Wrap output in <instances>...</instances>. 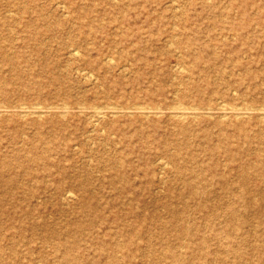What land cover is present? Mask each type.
I'll return each instance as SVG.
<instances>
[{
  "label": "rangeland",
  "instance_id": "obj_1",
  "mask_svg": "<svg viewBox=\"0 0 264 264\" xmlns=\"http://www.w3.org/2000/svg\"><path fill=\"white\" fill-rule=\"evenodd\" d=\"M0 46L1 104L69 106L0 123V264H264L256 115L169 112L264 107V0H0Z\"/></svg>",
  "mask_w": 264,
  "mask_h": 264
},
{
  "label": "bare ground",
  "instance_id": "obj_2",
  "mask_svg": "<svg viewBox=\"0 0 264 264\" xmlns=\"http://www.w3.org/2000/svg\"><path fill=\"white\" fill-rule=\"evenodd\" d=\"M3 43L7 44L6 42H3ZM0 48H2V46H0ZM70 50H71L70 53L72 55H77L78 50L75 47H71ZM6 57L8 58L7 60H9L10 62H13V66L17 67V64L14 62L13 57H11L9 55H7ZM182 70H184V69H182ZM80 105L83 106V104H80ZM80 105H78V106H80ZM82 106H80V107H82ZM131 107L134 108L133 106H131ZM85 110H88V112H90L92 118H94L95 120H99V119L104 118L108 115L116 116V115L122 114V112H124L123 109H120V107L114 106V105L113 106L112 105L111 106L110 105L109 106H102V105L101 106H94L93 105L92 107L90 106V108H88V109H85V107L80 108V111H82V112H84ZM78 111H79V108H78ZM130 111L131 110H129V112ZM132 111H134V110L132 109ZM135 111L138 112L139 114L144 115V116H149L150 114H162V113L167 112V110L165 111L161 107H147V106H143V105H141V107H137L135 109ZM126 112L128 113V111H126ZM169 112H170V115H172L175 119H177V121L179 123H181V126H180L181 131H188V129H190V127L188 125H182L185 122V120L189 117H195L196 118L200 114H205V113L212 114V115L218 114V116L221 118V119H219V123H218L221 126L220 130H225V129L227 130V129L231 128L230 130H232L233 133L240 131L239 133L241 135L244 134L245 137L248 136V133H246V129H247L246 126H247V123H249L248 122L249 119H245V118L252 117L253 115H256L257 119L255 121V124L251 125V130L257 131L256 133H258L259 136L264 137V107L239 106V105L228 106L225 104H221V105L219 104V106H214V107H210L208 109H203L202 107H197V106H192V105L186 106V104L180 105V103H179V105L177 104V106L171 107ZM68 114H69V106H53V105L41 104V103L18 104V105H9V104H1L0 103V123L2 121H9L10 119L16 120L15 118H19L20 120H25V119H28L30 116H33L34 118H37V119H40L42 117H45V118L48 117V119H49V117L64 118ZM227 118H231V120H229V122L225 123L226 122L225 119H227ZM40 122L41 121H39V120H36V122H35V125H37V130H40V128H41ZM18 123L20 126H21V124H23L21 122H18ZM241 132H243V133H241ZM233 133H232V135H233ZM256 133H254V134H256ZM257 137H258V135H257ZM248 138H251V136H249ZM35 149H37V146L31 145V146H29V148L27 150L32 151ZM48 149H49V146H45V151H47ZM39 159H40V157H36V156L32 157L33 161H39ZM32 160H30V162H32ZM8 166H9L8 163L4 164V168H7ZM71 197L72 196L69 195L68 199ZM191 228H192L191 226L185 225V226H183V231L184 232L186 231V233H189L191 231ZM63 259L65 261L71 260L68 253H65L63 255ZM176 261H179V259H176ZM173 264H175V263H173ZM189 264H191V263L189 262Z\"/></svg>",
  "mask_w": 264,
  "mask_h": 264
}]
</instances>
